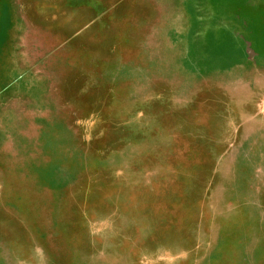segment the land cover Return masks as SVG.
<instances>
[{"label": "rangeland", "instance_id": "rangeland-1", "mask_svg": "<svg viewBox=\"0 0 264 264\" xmlns=\"http://www.w3.org/2000/svg\"><path fill=\"white\" fill-rule=\"evenodd\" d=\"M0 264H264V0H0Z\"/></svg>", "mask_w": 264, "mask_h": 264}]
</instances>
